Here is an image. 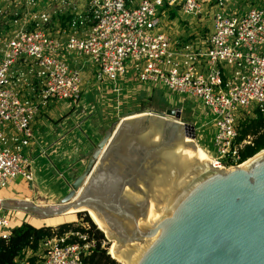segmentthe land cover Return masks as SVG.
Here are the masks:
<instances>
[{"label": "built area", "instance_id": "1", "mask_svg": "<svg viewBox=\"0 0 264 264\" xmlns=\"http://www.w3.org/2000/svg\"><path fill=\"white\" fill-rule=\"evenodd\" d=\"M10 8L25 10L0 31V191L17 179L34 182V122L52 102L80 108L87 75L90 91L116 98L117 119L137 83L201 103L216 128L206 152L213 166L248 161L242 151L253 138L239 140L243 125L264 115V0H0V16ZM180 14L184 23L211 18L204 47L176 43ZM10 213L0 207L5 242L15 230ZM70 236L78 241L66 244ZM95 249L88 232L69 233L15 264H86Z\"/></svg>", "mask_w": 264, "mask_h": 264}, {"label": "water", "instance_id": "2", "mask_svg": "<svg viewBox=\"0 0 264 264\" xmlns=\"http://www.w3.org/2000/svg\"><path fill=\"white\" fill-rule=\"evenodd\" d=\"M195 140L180 109L124 118L58 205L0 207L39 219L91 210L120 264H264V150L219 169L196 158Z\"/></svg>", "mask_w": 264, "mask_h": 264}, {"label": "rangeland", "instance_id": "3", "mask_svg": "<svg viewBox=\"0 0 264 264\" xmlns=\"http://www.w3.org/2000/svg\"><path fill=\"white\" fill-rule=\"evenodd\" d=\"M24 10H25L24 8L8 9L7 14H5L4 16H0V31L7 30L8 26L6 22L16 16L20 17L23 14ZM180 15H181V18L179 17V21L176 20V22L177 24H179V26H182V30L180 29L178 33L179 29L177 28L173 29L174 30L173 33L175 34L174 37L175 36L177 37L176 43H179V39L181 37V40H185V42L190 43V44L192 43L193 45H195V47L196 46L204 47L203 43L205 44L207 37H208V33H209V29L207 27L212 26L210 16H209L210 19L206 18L205 20H203L200 17H198L197 19H192V23H189L187 21L188 23L187 24V23H184L182 20L184 19L183 18L184 15L183 14H180ZM22 25L23 24L19 23L17 26L21 27ZM212 31H213V28H212ZM87 81L88 83L86 85V90L88 91V95L84 96L83 102L80 108L75 109V111L70 112L68 114V115H71L73 113L76 114L75 118L77 120L73 122L71 116H67V118H65L66 120H68L66 122L67 124L66 127L67 128L70 127L72 129L70 133H72L73 131H76L75 134H73V136H71L70 138H68V140L64 142V144H66L67 147H70L71 153H73L71 158H68L69 159L68 164L70 163L75 164L74 156L76 158L80 157V161L77 164L79 165L78 170L76 172L79 173V171L83 167V165H81L80 162L83 164V163H87V161L89 160L91 153H92V144H98L100 140L102 139V137L105 135L106 131L114 123L120 122L123 118L132 117L133 115L142 114V113H145V114H148L151 112L165 113L168 109H180L182 111L183 122L192 124L197 129L195 142L201 149L204 150L205 153L207 152L204 149L206 148L208 150L207 144H205L206 139L202 136H204L206 133L208 134L209 132H211L212 124L209 125L207 121L204 123L200 122L199 116L201 115L203 116L202 111H201L203 106L201 103L196 102L195 100H191V99L183 100L181 99L180 96L169 94L161 90L160 88H150L151 90H149V92H144L146 91L144 90L145 89L144 86L137 83L136 85H133L132 87L128 89V96H130L132 100L127 103V107L122 108L123 112L125 111L124 112L125 117L121 116L117 119V117L115 116L116 112L115 110H113L114 102L116 98L112 94H110L109 93L110 91L108 90H104V91L102 90L101 92L98 90L90 91L89 89L91 87L90 84L92 83V79H90L89 75H87ZM110 95H112L113 97H111ZM58 103H66L70 109H73V106L68 102L63 101V102H58ZM58 103L52 102L50 106L53 107L55 105L54 108H56ZM197 103L199 104L197 105ZM54 108L53 110H55ZM204 112H205L204 116L207 117L206 120L207 119L211 120L213 118L212 112L210 110L205 109ZM52 118H53V120L51 121L52 125H56L55 123L59 120L61 122L62 120H64L63 116H60L59 118L57 115H52ZM37 121L38 120L36 119L33 125L34 134H35V138L37 141V144H36L37 152L39 153L40 158L44 159L43 163L45 164L47 163L48 166H51L52 164L54 168V169L51 168V171L48 175H47L48 171H45L44 173H41L39 177L41 179L47 180L46 187L50 189H56V180L53 181L52 176L59 177L62 183L65 184V187H68L69 189V184H68L69 180H67L68 178H66L68 174L66 173L64 169H61L62 167L60 166L58 157L55 156L54 152L49 151L50 148L53 146V145L51 146V144H53L54 141L46 142L47 139L45 140L46 138L45 136H47L50 133V131H54V129L50 131L41 129L40 126L39 127L37 126ZM66 127L60 126L59 130L65 131ZM51 136H53V139H54L55 136L54 135H51ZM34 145H32L29 148L30 151L33 150ZM42 148H44V150ZM212 150H214V148ZM60 156H62V154H60ZM31 157L32 159L34 158V162H36V160L38 159V158H35L36 157L35 155H32ZM61 158H63V156ZM35 166L39 167L41 165L40 163H37V165ZM57 167L61 169V171ZM76 172H74V174H72L73 176L72 175L71 176L74 177ZM19 180L20 179H17L16 182H18ZM68 193H65V194L67 195ZM1 195L3 194L0 193V196ZM44 195L45 194H42L41 196L40 195L37 196L38 197L37 199L39 200L40 204L44 206H55L60 203V201L53 199L52 197L49 198V196H47V198H45ZM48 204H52V205H48ZM81 213H82L81 216H79V213H76V214H69L61 218H55V219H49V220L39 219L33 215H30V219L28 220V222L31 225H34L40 228L41 227L57 228L58 226L66 224V223H73L75 228L82 227L84 230L85 229L89 230L90 225H88L85 222V217L90 218V216L87 212H81ZM18 214L20 215V217H23L24 215V213H18ZM108 243L110 244L108 247V254H110L109 251L114 243L113 241H109V240H108ZM105 246L107 245L105 244L104 247ZM117 262L119 263V261Z\"/></svg>", "mask_w": 264, "mask_h": 264}, {"label": "crops", "instance_id": "4", "mask_svg": "<svg viewBox=\"0 0 264 264\" xmlns=\"http://www.w3.org/2000/svg\"><path fill=\"white\" fill-rule=\"evenodd\" d=\"M207 28L209 30H212L213 23H212V26H209ZM144 88H145L144 90H146L144 92H149V90H151L148 87H144ZM110 96L113 97L112 95H110ZM114 104H115V102H114ZM198 104L199 103H197V105ZM50 105L46 109L41 110L39 116L37 117V120H38L37 126L38 127L40 126L41 129H45V130H49V131L54 129V131H50V133L47 136H45L46 137L45 140L47 139L46 142L54 141V143L51 144V146L52 145L53 146L50 148L49 151H53L55 156L58 157V161L60 163V166L62 167L61 169H64L66 171L68 176H66V175L65 176H66V178H68L67 179V180H69L68 182L72 183L79 175L83 174L85 167H86V164H87V163L82 164L80 162V164L83 165V167L79 171V173L76 171L78 170L79 165H77V164L80 161V157L76 158L74 156L75 164H71V163L68 164V161H69L68 158H71L73 153H71L70 147H67V145L64 144V142L66 140H68V138L73 136V134H75L76 131H73L72 133H70L72 129L70 127L69 128L66 127V125H67L66 122L68 120H66L65 118H67V116H71L72 121L73 122L76 121L77 120L75 118L76 114L73 113L71 115H68L70 112H73L75 110L70 109L66 103H58L56 108H54L55 105L53 107H51ZM114 107H115V105H114ZM53 108L55 110H53ZM201 111H202L203 116L202 115L199 116L200 122L204 123L207 121V123L209 125L212 124L211 132H209L208 134L206 133L204 136H202L206 139L205 144H207V147H208V150L206 148H204V149L206 151H213L212 149L214 148V138L216 135V128L214 125V121H213V118L211 120L210 119L206 120L207 117L204 116V114H205L204 107H202ZM52 115H57L59 118H60V116H63L64 120H62V122L59 120L55 123L56 125H52V123H51V121L53 120ZM60 126H65L66 130L60 131L59 130ZM51 135L55 136L54 139H53V136H51ZM36 144H37V141L35 138V141L32 144V145H34L33 150L30 151V149H28V151H27V153L29 154L30 157L32 155H35L36 156L35 158H38L36 160V162H34V158H33V162H32V171H33L34 182L31 184H27L23 180H19L18 182L13 183L9 187V189L0 191V193L3 194L0 196V200L29 201V202L34 203L35 205L44 206V205L39 203L37 196H39V195L41 196L42 194H45L44 195L45 198H47V196H49V198L52 197L53 199L61 201L64 198V196L66 195L65 193H68V191H69L68 187H65V184L62 183V181L60 180L59 177L52 176V180L53 181L56 180V189H50V188L46 187L47 180L41 179L39 177V175L41 173H44L45 171H48V173H47V175H48L51 171V168H53V165L51 164V166H48L47 163L46 164L43 163L44 159L40 158L39 153L37 152V149H36ZM42 149L44 150V148H42ZM60 154H62L63 158H61L62 156H60ZM37 163H40L41 166L36 167L35 165H37ZM61 169H59V170L61 171ZM74 172H76V174L74 177H72L73 176L72 174H74ZM61 174H63V173H61ZM48 205H52V204H48ZM10 212H11L10 213L11 216L13 217L12 225H13L14 229L21 227L24 223H26L30 219V215H28L27 213L24 214L23 217H21L22 219L20 220L18 218V215H17L20 212H18V213H16L15 211H10ZM17 219H18V221H17Z\"/></svg>", "mask_w": 264, "mask_h": 264}, {"label": "trees", "instance_id": "5", "mask_svg": "<svg viewBox=\"0 0 264 264\" xmlns=\"http://www.w3.org/2000/svg\"><path fill=\"white\" fill-rule=\"evenodd\" d=\"M175 14L171 18H175ZM252 137L253 145L245 147L242 151L243 161L253 158L255 155L264 150V115L259 114L255 119L248 120L243 125L240 141ZM82 213H79L81 216ZM85 222L90 225V229L85 231L82 227L75 228L73 223H66L54 227H37L30 223H24L21 227L13 230L9 241L0 240V264H15L16 259L23 258L24 253L29 249L36 252L40 245L54 238L63 237L69 233H86L96 241V249L94 252L84 259L86 264H119L108 254L109 243L105 234L100 231L90 218L85 217ZM75 236H70L66 244L77 242ZM107 245L104 247V245Z\"/></svg>", "mask_w": 264, "mask_h": 264}, {"label": "bare ground", "instance_id": "6", "mask_svg": "<svg viewBox=\"0 0 264 264\" xmlns=\"http://www.w3.org/2000/svg\"><path fill=\"white\" fill-rule=\"evenodd\" d=\"M198 148V153H197V156H196V158L197 159H199L201 162H211V158L204 152V150L203 149H201L199 146L197 147ZM75 200H73V202H74ZM43 207H55V206H43ZM84 211H86L88 214H89V216H90V218L92 219V221L95 223V225L104 233V234H106V236H108L109 237V235H108V233H107V231L105 230V228L103 227V225L101 224V222L99 221V219H98V217L91 211V210H86V209H81V210H79V211H74V210H71L70 212H68V213H66V214H63V215H60V216H58V217H54V218H48V219H43V220H49V219H55V218H61V217H63V216H66V215H69V214H76V213H79V212H84ZM18 212H20V213H24V214H26L25 212H22V211H17L16 213H18ZM18 215V218L21 220L22 218L20 217V215L19 214H17ZM27 223H29L28 221H27ZM15 226V225H14ZM113 246L111 247V249H110V251H109V253H110V255L114 258V259H116L117 261H119V263L121 262V263H124L123 262V260H121V259H119V258H116L115 257V255H114V245H115V242L113 241Z\"/></svg>", "mask_w": 264, "mask_h": 264}]
</instances>
